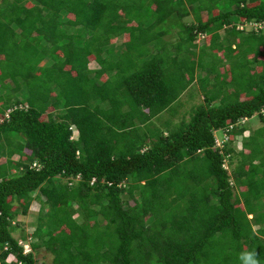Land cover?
Returning <instances> with one entry per match:
<instances>
[{
  "label": "trees",
  "instance_id": "trees-1",
  "mask_svg": "<svg viewBox=\"0 0 264 264\" xmlns=\"http://www.w3.org/2000/svg\"><path fill=\"white\" fill-rule=\"evenodd\" d=\"M197 35L225 59L213 82L197 77L211 62L190 63ZM195 81L189 120L152 127ZM263 138L264 0H0V264H41L40 247L48 264H242L253 249L264 264Z\"/></svg>",
  "mask_w": 264,
  "mask_h": 264
},
{
  "label": "rangeland",
  "instance_id": "rangeland-1",
  "mask_svg": "<svg viewBox=\"0 0 264 264\" xmlns=\"http://www.w3.org/2000/svg\"><path fill=\"white\" fill-rule=\"evenodd\" d=\"M199 16L203 21H205L207 19V14L205 11H201L199 13ZM188 20L189 21H195L192 14L189 15ZM251 27L254 28V25H251V24L247 25L246 29H249ZM240 28H241V26H240ZM218 33L221 36V38H219V40L221 39L223 41L225 39L224 37L226 35L224 28L220 29ZM164 38H166V40L168 39L171 41H176L177 35L175 33H173L172 35L171 34L167 35ZM206 38H204L203 35H197V37L195 38V41H194V43H196V44L194 45L195 47H193V50L195 53L192 55L193 58L190 59L191 64L192 63L196 64L197 57H199V55H201L204 57V59H207L206 62L209 61V62H211L212 65H214L215 70L212 74L208 73L207 70L204 71L205 69L200 71L198 68L201 75L197 76L198 70L195 71V77L197 76V77L203 78V80H204V81L202 80L203 83L215 81V77L218 75V70L219 69L221 70V68H222L221 65L223 64V62L225 60L223 57H221V55H222L221 52H218V55H216L217 53H212L211 49L209 50V49L205 48V46L208 45V43H209V41H207ZM128 39H129L128 35L126 33H124L121 36H119L117 39L112 38L111 41L114 45H116V47H118L120 45L125 46L128 43ZM226 43H228V41H226ZM166 44L169 47V44L168 43H166ZM201 47H204L205 49L201 50L200 49ZM103 55H105V53H103ZM182 56L184 57V55H182ZM238 58L242 59V56L239 55ZM240 59H238V60H240ZM206 62L204 61L203 68H205L207 66ZM52 66H55V64H52ZM88 67L96 68V67H98V64L95 62L94 59L91 58L88 61ZM254 69H255V71H258L259 67L254 68ZM204 75H206V76H204ZM211 78H212V80H210ZM200 82H201V80H200ZM218 90H219L218 88H215L214 92L217 93ZM217 102L218 101H215V103H217ZM201 103H203V96H202L198 81H195V82L191 83L190 86H188L187 89L184 90L183 93L179 96L178 100L171 105L172 110L165 111V112L161 113L158 117H155L152 120V122H153L152 127L162 128V129H165V131L168 129H171L178 122L182 121L183 119H185L186 121L189 120L190 116L192 115L193 109L197 105H200ZM162 120H163V122H162ZM164 122H167V127H166V125H164ZM246 125L247 126H246V130H245L244 134L241 136L239 135V137L235 138V140L233 141L232 148L234 149L235 154L231 160V163L226 164V166L229 168L230 171L233 168H236L237 165H239L241 153L247 152V149H244L242 146V142H243L242 137L246 136L249 131H252V130L256 129L257 127H259L260 123L256 117H252L251 119L248 120V122L246 121ZM222 133H223L222 130H215L214 131V136H215L216 140H218V139H220V137H222ZM76 137H77V130L73 127L72 138L75 139ZM11 139H12L13 143H16L17 140H20V138L18 139L16 134L13 135ZM262 140H264V138ZM2 143L4 144V141H2ZM6 146H8V145L6 144ZM238 152H240V154ZM28 153H29V151L26 149L25 155ZM5 156L1 155L0 162L5 160ZM12 159L15 163H17L20 160L25 161L24 157L22 158V156H20L18 152L12 155ZM255 161H256V159H255ZM233 184H234V186H233L234 192L236 193L235 195L238 196V198L240 199L242 197L241 192H240L239 188L237 187V185L234 183V181H233ZM35 194L36 193H33L32 196H34ZM42 199H43V197H42ZM262 201H264V199H262ZM44 207H45V205H44ZM40 208H41L40 203H38L35 200H33L31 202L28 211L25 213H23L21 208L18 206V209L16 211V216L12 220L13 224L16 225L15 226L16 231L14 232V234L16 236L20 232L29 233V231H32L34 229V227L36 226L37 221H38L37 217L39 215ZM74 216H76V214ZM248 217H252V215H249ZM251 223H252L253 229L256 230L258 225H256L253 220H251ZM31 239L32 238H28L27 241L22 242L24 245V249L26 251L30 250V248H31L29 245V242H28V241H31ZM35 257L39 263L48 264L52 261L53 255L51 253L47 252L43 247H40L38 249L37 253H35ZM8 259H10V258H8Z\"/></svg>",
  "mask_w": 264,
  "mask_h": 264
},
{
  "label": "clouds",
  "instance_id": "clouds-1",
  "mask_svg": "<svg viewBox=\"0 0 264 264\" xmlns=\"http://www.w3.org/2000/svg\"><path fill=\"white\" fill-rule=\"evenodd\" d=\"M225 140L218 139L217 144L221 145ZM242 264H260L259 253L257 250L244 251L240 255Z\"/></svg>",
  "mask_w": 264,
  "mask_h": 264
},
{
  "label": "built area",
  "instance_id": "built-area-1",
  "mask_svg": "<svg viewBox=\"0 0 264 264\" xmlns=\"http://www.w3.org/2000/svg\"><path fill=\"white\" fill-rule=\"evenodd\" d=\"M34 165H35V163H34ZM9 258L11 259V257H9ZM10 259L7 258V260H10Z\"/></svg>",
  "mask_w": 264,
  "mask_h": 264
}]
</instances>
